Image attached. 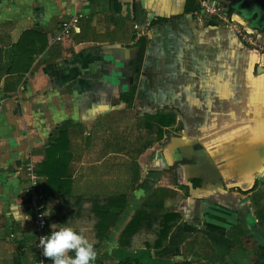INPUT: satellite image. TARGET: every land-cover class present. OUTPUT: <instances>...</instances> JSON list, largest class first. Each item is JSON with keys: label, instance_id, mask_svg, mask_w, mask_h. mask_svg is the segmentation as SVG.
Here are the masks:
<instances>
[{"label": "crops", "instance_id": "0c3cea01", "mask_svg": "<svg viewBox=\"0 0 264 264\" xmlns=\"http://www.w3.org/2000/svg\"><path fill=\"white\" fill-rule=\"evenodd\" d=\"M232 19L192 0H0V264H52L29 164L42 235L83 227L92 264H264V28ZM62 135L63 190L39 174ZM118 172L130 191L77 189Z\"/></svg>", "mask_w": 264, "mask_h": 264}, {"label": "clouds", "instance_id": "9594fccd", "mask_svg": "<svg viewBox=\"0 0 264 264\" xmlns=\"http://www.w3.org/2000/svg\"><path fill=\"white\" fill-rule=\"evenodd\" d=\"M84 231L83 227L76 230L71 226H63L42 236L39 244L43 256L50 257L52 264H92L96 252L93 244L84 236ZM69 252L74 255H68Z\"/></svg>", "mask_w": 264, "mask_h": 264}, {"label": "built area", "instance_id": "2783aa9c", "mask_svg": "<svg viewBox=\"0 0 264 264\" xmlns=\"http://www.w3.org/2000/svg\"><path fill=\"white\" fill-rule=\"evenodd\" d=\"M197 8L195 10L196 13H200L202 15H209V16H215L219 18L221 21L224 22H232L234 21L232 17L223 10V8L220 6L218 2H215L214 0H195ZM78 24V20L76 18H73L72 21L69 24H66L63 26V29L59 34H57L55 40L56 41H62L65 37L70 35L71 28H76ZM238 34L242 36L243 39H245L247 42L249 40V34L243 29L237 30ZM27 173L29 177V199L31 202V208L35 214L34 216V224L36 227V231L38 234L39 240L43 236L42 233L46 230L48 227L47 224V218L44 211H42L39 208V204L41 202V197L39 195L38 186L36 183V175L34 173V165L29 164L27 166Z\"/></svg>", "mask_w": 264, "mask_h": 264}, {"label": "trees", "instance_id": "16d2710c", "mask_svg": "<svg viewBox=\"0 0 264 264\" xmlns=\"http://www.w3.org/2000/svg\"><path fill=\"white\" fill-rule=\"evenodd\" d=\"M192 2H195V0H192ZM196 8H197V5L195 2V10H196ZM231 11L232 12L235 11L233 9V7H232ZM156 24H157V22L154 23V25H156ZM143 56H144V49L142 48L140 58L137 62L134 63V65L139 66L142 59H143ZM134 91H135V86L132 88L131 92L133 93ZM65 140L67 142V139L65 138V136L62 135L60 137V139L56 142V144L48 149V160L43 166V171L39 172L40 175H44L48 178V180H49L48 184H50V186H53L54 189H60L61 188L63 190L64 188L70 186V182L60 180L65 175V170H66V164H64L59 157V154L61 152H64L63 148H62V144ZM116 200L117 201H113L112 204H117V205L123 204V203H120L119 199H116ZM104 209H105V207L102 208V210H104ZM97 215H98V217H100V225L98 227L99 228L98 232L100 233V235H103L102 231L104 230V225L108 221L110 214L108 211H101V212H98ZM132 224H133V222H132ZM132 227H133V225H132Z\"/></svg>", "mask_w": 264, "mask_h": 264}, {"label": "rangeland", "instance_id": "374dc122", "mask_svg": "<svg viewBox=\"0 0 264 264\" xmlns=\"http://www.w3.org/2000/svg\"><path fill=\"white\" fill-rule=\"evenodd\" d=\"M215 2H219V0H214ZM237 0H222L221 2H219V4H220V6L223 8V10H225V12L227 13V14H229L231 17H234V15H237L238 13L236 12V10H235V12H232L231 11V9H232V7H233V4L236 2ZM241 16V18L243 19V21H245L244 20V18H243V16L242 15H240ZM239 27L238 28H240V29H243V30H245L244 28H243V25L242 24H240V25H238ZM264 28V27H263ZM250 39H251V36L249 37ZM115 167H117V168H120V166H115V165H113V164H107V165H104L103 166V170H107V171H105L103 174L101 173L100 175H99V177H102V176H104V175H109V172H114V173H116L115 172ZM129 172H131V171H129ZM96 173H94V174H92V175H95ZM119 174H122V173H120V172H118L116 175L115 174H112V178H110V180L108 181V180H104V181H98V182H92V181H89V184H87L86 186H77V189H79L80 191H83V193L84 192H91V191H93V190H97L98 189V185H97V183H100L99 184V187L101 188V190L102 191H105V190H108V189H110V188H114V189H118V190H121V192L122 191H127V190H129L130 189V185H131V183L128 181V178H126L125 177V174H122V175H124L122 178H120L119 177ZM130 174H132L133 175V171H132V173H130ZM40 189V188H39ZM78 190V191H79ZM91 190V191H90ZM130 191V190H129ZM25 200V199H24ZM45 200H43V201H41L40 202V204H39V208L42 210V211H45L46 209V205H44V202ZM69 201H70V199H69ZM69 201H65L66 203L65 204H67V203H69V204H71L72 203V201L71 202H69ZM102 200L100 199V200H98L97 202H101ZM25 205H26V208H27V210H31V202H30V199H29V196L27 197V200H25ZM45 209V210H44ZM32 211L33 210H31L30 212L32 213ZM67 213L65 212L64 214H62V215H66ZM69 216H71L72 215V213L71 214H68ZM4 233V231L2 230V234Z\"/></svg>", "mask_w": 264, "mask_h": 264}, {"label": "water", "instance_id": "95a60500", "mask_svg": "<svg viewBox=\"0 0 264 264\" xmlns=\"http://www.w3.org/2000/svg\"><path fill=\"white\" fill-rule=\"evenodd\" d=\"M233 9L255 27H264V0H237Z\"/></svg>", "mask_w": 264, "mask_h": 264}]
</instances>
